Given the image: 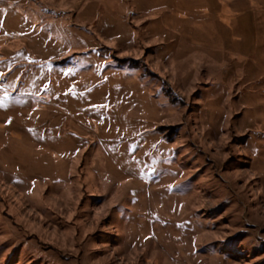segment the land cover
<instances>
[{"label": "rangeland", "instance_id": "obj_1", "mask_svg": "<svg viewBox=\"0 0 264 264\" xmlns=\"http://www.w3.org/2000/svg\"><path fill=\"white\" fill-rule=\"evenodd\" d=\"M0 264H264V0H0Z\"/></svg>", "mask_w": 264, "mask_h": 264}]
</instances>
